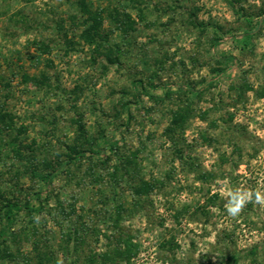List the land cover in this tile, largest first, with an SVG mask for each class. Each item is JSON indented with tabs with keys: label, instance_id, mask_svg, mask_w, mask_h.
I'll use <instances>...</instances> for the list:
<instances>
[{
	"label": "rangeland",
	"instance_id": "374dc122",
	"mask_svg": "<svg viewBox=\"0 0 264 264\" xmlns=\"http://www.w3.org/2000/svg\"><path fill=\"white\" fill-rule=\"evenodd\" d=\"M86 3L121 49L114 61L80 39L76 0H0V104L17 128L0 135V207L43 199L40 212L0 218L8 248L10 231L31 227L49 264L114 249L131 256L104 264H264V205L225 208L236 188L264 192V0ZM114 16L129 20L125 34ZM74 146L85 152L70 162ZM141 180L152 188L137 197ZM58 200L69 221L54 219ZM68 225L84 242L65 253Z\"/></svg>",
	"mask_w": 264,
	"mask_h": 264
},
{
	"label": "trees",
	"instance_id": "16d2710c",
	"mask_svg": "<svg viewBox=\"0 0 264 264\" xmlns=\"http://www.w3.org/2000/svg\"><path fill=\"white\" fill-rule=\"evenodd\" d=\"M77 5L80 8V12L82 15H86V20H83L80 22L79 25H82V30L80 31L79 37L80 39L88 44L93 46L92 53L99 54L102 57L106 59L107 62L114 61L111 59V53L116 55L121 54V49L119 45L115 44L114 50L113 46H111L108 43V36L106 33L101 30V16L97 12V14H91L89 7L87 6L86 0H76ZM127 19V15H125ZM115 21V28L119 30L120 32L124 33L128 30V21L123 19H119L118 16L112 17ZM87 20H91V22L86 23ZM94 56L92 57V61H94ZM175 117V116H174ZM14 115L8 111H6L2 104H0V135L6 134L7 132H13L17 128L14 127L13 123ZM178 119V118H177ZM176 119V120H177ZM181 119V118H180ZM78 135L79 137H82L83 141L91 143L90 145H93L92 153L98 154L99 148L98 144L95 141V139H87L85 138V131L83 129V126L79 124L78 126ZM13 141L15 142V148L13 147V156L17 160L23 159V156L20 155L22 145L19 144L17 141V135L16 132L13 134ZM113 145V144H112ZM85 149H79L76 146L70 148V152L66 155L68 156V161L72 162L75 159L79 158V155L84 153ZM67 161V160H66ZM65 162V160L63 161ZM63 162L60 163V165H63ZM29 167V173L36 176L39 175V172H37V167L33 165H25ZM58 166H56L57 168ZM55 168V169H56ZM54 173L52 170L45 172L44 175L39 177H44V179H49L51 177V174ZM152 188V185L148 182H144L141 180V184L139 186H131V193L137 197H140L141 194L147 193ZM33 195L37 201V206L33 207L32 205H29V203L21 204L20 201L17 200H8L3 199L0 207V218H4L6 223L11 224L14 215L21 212L22 209H26L27 212H40L43 210V199L41 196V192H33ZM29 196L28 195V202H29ZM32 197V196H31ZM58 206H59V212L63 214L62 216H59L56 212V215L54 216V219L59 223L61 221H69L70 213L68 211H71L72 204H69L68 207L63 206V204L58 200ZM119 209H123L122 206H119ZM13 224V223H12ZM76 225V222L75 224ZM10 226V225H8ZM7 226V227H8ZM71 225H68L65 228H62L60 232L61 242H60V249H62L63 252L67 253L70 249V247L74 248L73 250H76L75 247L80 246L84 242V236L83 233L81 234L79 232V228L70 227ZM73 226V225H72ZM5 226V229H10ZM82 229V228H81ZM84 231V230H83ZM9 232V230H8ZM3 233V234H2ZM0 233V263L1 262H7L12 264H32V261L35 264H49V261L51 259L50 253L47 252L48 246L46 242L41 241V236L38 233L36 229H32L31 227H27L25 229H16L9 232V240L14 241V250H11L8 248L9 246L5 243V236L7 233L5 230ZM20 237V238H19ZM23 239H26V241L31 244L32 250H34V253L31 252H25L21 248V244L19 242H22ZM19 240V241H18ZM44 246V248L42 247ZM131 250L124 249V250H118L114 249L112 251L103 252L96 257V260L94 258L89 259L92 264H104L107 262H118L120 260H127L131 256Z\"/></svg>",
	"mask_w": 264,
	"mask_h": 264
},
{
	"label": "clouds",
	"instance_id": "9594fccd",
	"mask_svg": "<svg viewBox=\"0 0 264 264\" xmlns=\"http://www.w3.org/2000/svg\"><path fill=\"white\" fill-rule=\"evenodd\" d=\"M255 201L256 204L264 205V192L236 188L227 193L226 212L231 217H237L245 206Z\"/></svg>",
	"mask_w": 264,
	"mask_h": 264
}]
</instances>
